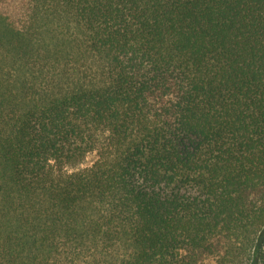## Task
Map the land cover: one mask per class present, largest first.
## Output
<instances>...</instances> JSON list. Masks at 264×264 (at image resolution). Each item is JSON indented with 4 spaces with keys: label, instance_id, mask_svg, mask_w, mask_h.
I'll list each match as a JSON object with an SVG mask.
<instances>
[{
    "label": "trees",
    "instance_id": "1",
    "mask_svg": "<svg viewBox=\"0 0 264 264\" xmlns=\"http://www.w3.org/2000/svg\"><path fill=\"white\" fill-rule=\"evenodd\" d=\"M0 264H264V0H0Z\"/></svg>",
    "mask_w": 264,
    "mask_h": 264
},
{
    "label": "rangeland",
    "instance_id": "2",
    "mask_svg": "<svg viewBox=\"0 0 264 264\" xmlns=\"http://www.w3.org/2000/svg\"><path fill=\"white\" fill-rule=\"evenodd\" d=\"M94 158H95V153H90L87 156L86 160H85V165L92 163V161L94 160Z\"/></svg>",
    "mask_w": 264,
    "mask_h": 264
}]
</instances>
